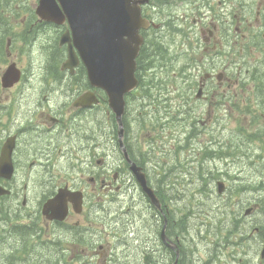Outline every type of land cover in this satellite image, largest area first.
Masks as SVG:
<instances>
[{"label": "flooded vegetation", "instance_id": "obj_1", "mask_svg": "<svg viewBox=\"0 0 264 264\" xmlns=\"http://www.w3.org/2000/svg\"><path fill=\"white\" fill-rule=\"evenodd\" d=\"M13 1L0 0V61L15 67L12 86H4L0 75V123L7 122L10 132L0 141V156L10 138L14 166L11 178L0 176L11 191L1 199L0 264H129L113 249L112 214L98 210L107 211L106 203L120 194L134 199L139 188L113 145L105 115L97 113L107 98L90 82L77 50L76 64H66L69 43L74 45L71 33L69 43L62 42L68 23L41 19L38 0ZM145 14L160 26L158 40L195 46L181 82L191 94L173 96L192 152L219 154L228 107V117L248 119L238 126V138L258 144L264 173V0H151ZM199 140L200 147L194 143ZM63 188L81 192L83 208L77 211L71 197L65 219H48L43 207ZM145 208L157 226L143 247L148 262L161 264L158 254L164 264H185L186 256L176 263L175 216L169 220L171 213L148 202ZM131 229L136 231L134 225L125 231ZM259 231L249 234L245 247L239 241L245 251H262L264 225Z\"/></svg>", "mask_w": 264, "mask_h": 264}, {"label": "water", "instance_id": "obj_2", "mask_svg": "<svg viewBox=\"0 0 264 264\" xmlns=\"http://www.w3.org/2000/svg\"><path fill=\"white\" fill-rule=\"evenodd\" d=\"M139 0H61L72 24L76 44L89 68L90 76L110 94L111 105L120 117L123 96L137 85L134 76L146 21ZM40 8L57 9L55 0H42ZM145 190L156 201L140 176Z\"/></svg>", "mask_w": 264, "mask_h": 264}, {"label": "trees", "instance_id": "obj_3", "mask_svg": "<svg viewBox=\"0 0 264 264\" xmlns=\"http://www.w3.org/2000/svg\"><path fill=\"white\" fill-rule=\"evenodd\" d=\"M154 49L156 58L152 59L146 57L144 60L145 75L143 77V85L145 86V108L143 122L145 124L149 123L151 130L153 131L157 130L158 127H165L164 124L166 122L164 123L162 121L160 114L163 113L164 109L168 111L169 104L161 96L166 93V90L163 88H166L170 85V71L178 68L174 62V59L169 60L167 58L169 53L166 49L161 47V45H155ZM146 53L147 51L144 52V55ZM153 61H157L155 66ZM155 69H159V71H156ZM160 69H163V72H160ZM149 144L152 149L155 148L154 142L152 140H150ZM161 187L164 189V186Z\"/></svg>", "mask_w": 264, "mask_h": 264}, {"label": "rangeland", "instance_id": "obj_4", "mask_svg": "<svg viewBox=\"0 0 264 264\" xmlns=\"http://www.w3.org/2000/svg\"><path fill=\"white\" fill-rule=\"evenodd\" d=\"M14 7H16V3H15V6ZM171 44L174 46L177 43L172 42ZM183 48H184L183 46L180 47L181 50ZM189 49H190V46H188V51H189ZM168 145H169L168 137H165V139H164V145H163L164 150H167L168 149ZM144 148L146 149L145 132H144ZM149 161L147 162V165H152L151 160H149ZM226 170H227V168H224L223 169V166H222L221 175L226 179L225 181L227 183H232L231 181L240 180L239 178H235L236 173L233 170V166L231 168H229L227 172H226ZM200 176H201V171L199 169H197V168L192 169L189 172V180L192 183L195 182V181H197V180H199L200 179ZM157 182H163V181H159V180L154 179V184H157ZM213 187H215V182L213 184ZM166 196L168 197L169 203L172 206V208H174L175 210H182L184 212V219L186 220V222L189 223V222H191L193 220V213L190 210L183 209V198H185V196H186V193L185 192L180 191V190L179 191H175L174 190V191H171V192L167 193ZM133 204H132V206H133ZM206 204H207V207L208 208H214V207H216L217 200L214 199V198H212V197L211 198H208L206 200ZM145 207H147V202H146V206ZM144 213H145V217H146V222L145 223H147V224H143V229H144L145 234H144V236L142 235V236H139L136 239H133L130 242V245L131 246H138V245L150 246L149 245V236L152 235L153 232H155V230H153L152 227L157 228V226L155 225L156 224V221L155 220H152L151 219V216L148 215L146 208H145ZM172 215H173V213H171L169 215L170 216L169 217V220L172 217ZM127 218L130 221H133V219H135L134 215L131 214V213H128ZM228 221L229 222H234L235 221V218H229ZM161 225L163 226L162 219H161ZM182 232L185 235H189V232H190L189 227H187V226L184 227L182 229ZM203 235H204L203 232H198L197 233V236L199 238H202ZM162 250H163V248H162ZM164 250H163V252H164L163 255H164V257H166ZM156 256H157L156 259H159L160 263L161 264H164V262H165L166 259L164 258L161 261L160 258H159V255L157 254ZM169 261H171V260H169ZM184 263L185 264H191V258H186V260H185Z\"/></svg>", "mask_w": 264, "mask_h": 264}, {"label": "bare ground", "instance_id": "obj_5", "mask_svg": "<svg viewBox=\"0 0 264 264\" xmlns=\"http://www.w3.org/2000/svg\"><path fill=\"white\" fill-rule=\"evenodd\" d=\"M150 162V161H149ZM200 178H201V176H200ZM166 228V225L164 226V228L163 229H165Z\"/></svg>", "mask_w": 264, "mask_h": 264}]
</instances>
